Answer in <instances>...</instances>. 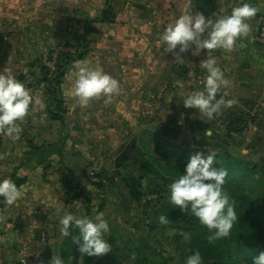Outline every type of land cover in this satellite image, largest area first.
Segmentation results:
<instances>
[{
  "label": "rangeland",
  "instance_id": "obj_1",
  "mask_svg": "<svg viewBox=\"0 0 264 264\" xmlns=\"http://www.w3.org/2000/svg\"><path fill=\"white\" fill-rule=\"evenodd\" d=\"M152 36L148 46L141 40L132 43L133 50L122 57L126 69L105 71L121 86L110 103L100 98L81 106L65 87L73 66L62 79L56 76L64 56L83 55L86 41L37 49L34 45L30 53L22 30L24 51L16 77L41 95L46 109L30 111L18 141L0 133V178L15 173L32 180L33 192L38 188L33 196L40 200L33 207L0 201V216L7 218L0 222V264H50L57 255L71 264L72 236L78 230L62 235L59 219L66 212L102 216L110 227L105 239L112 250L92 259L85 255L83 261L79 253L77 264H185L192 255L191 231L170 221L171 215L166 224L159 217L165 216L170 204L168 186L196 152L207 157L221 150L254 165L252 170L227 171L225 183L245 170L258 181L255 190L264 197V67L259 70L252 58L237 61L238 57L228 56L222 64L216 61L230 82L217 99L224 96L235 104L209 120L196 109L185 108L182 101L203 90L206 70L176 69L174 51L166 52L160 38ZM66 49L74 53H64ZM54 100L63 103V123L55 119ZM212 146H218L216 152Z\"/></svg>",
  "mask_w": 264,
  "mask_h": 264
},
{
  "label": "clouds",
  "instance_id": "obj_2",
  "mask_svg": "<svg viewBox=\"0 0 264 264\" xmlns=\"http://www.w3.org/2000/svg\"><path fill=\"white\" fill-rule=\"evenodd\" d=\"M258 12L250 3H238L232 6L230 13L214 14L215 20L206 18L202 13L186 11L174 22L169 23L160 34V41L166 52L179 47L184 53L194 46V53L207 50V58L200 62L206 70L203 90L194 91L182 98L185 108H194L209 120L219 115L224 108H231L234 100L225 99L217 94L229 86V80L217 65L212 52L217 49L231 51L238 38L246 37L251 31L248 21ZM199 50V51H197ZM120 83L101 68L90 66L87 61H77L71 71L70 95L81 106H87L94 99L104 98L110 103L112 97L120 93ZM39 109L44 112L46 103L38 93L30 91L20 82L10 69L0 71V133L13 142L18 141L23 132L21 123L30 111ZM214 156H204L196 152L189 159L182 174L172 180L169 188V202L185 212L189 207L191 214L198 218L212 234L209 242L228 237L237 220L229 196L223 191L226 170L213 167ZM23 196L22 190L9 178H0V198L11 206ZM7 218L0 216V222ZM161 224L168 218L159 217ZM64 237L72 235L70 229L78 230L72 236L73 244L78 245L81 261L85 255L100 257L112 250V245L105 239L109 233L108 222L102 216L90 218L66 212L59 219ZM50 264H64L62 256L52 257ZM185 264H203L200 253L188 256ZM253 264H264V250L253 258Z\"/></svg>",
  "mask_w": 264,
  "mask_h": 264
},
{
  "label": "crops",
  "instance_id": "obj_3",
  "mask_svg": "<svg viewBox=\"0 0 264 264\" xmlns=\"http://www.w3.org/2000/svg\"><path fill=\"white\" fill-rule=\"evenodd\" d=\"M244 2L258 8L257 14L248 21L250 33L238 38L231 51L217 49L212 55L216 61H222L220 64L228 56L238 57L237 61L252 58L262 70L264 49L253 38L256 19L264 15V0H0V70L10 69L15 76L20 71L21 62L18 59L24 51L21 48L22 30L28 36L25 40L30 42L27 52H34V45L37 49L60 42L77 43L82 39L86 41L83 46L85 56L80 61H87L90 66L101 68L104 72L118 71L119 67L126 69L122 57L133 50L132 43L141 40L144 45H150L151 35L152 38H160L165 27L182 13L192 10L193 14L199 12L215 20L214 14L218 15L221 11L230 13L233 5ZM108 6L113 11L110 20L102 16ZM159 24H162L161 28ZM143 26L146 30L142 29ZM173 53L176 69L204 71L200 62L207 58V50L195 54L193 46L180 53L178 47ZM117 58H120V65ZM220 64L218 66L222 69ZM65 87L70 93L71 81L66 82ZM27 182L28 185H25ZM26 183L20 187L23 196L17 202L28 203L32 207L33 204L38 205L39 196H33L38 188L33 192V181L27 180Z\"/></svg>",
  "mask_w": 264,
  "mask_h": 264
},
{
  "label": "trees",
  "instance_id": "obj_4",
  "mask_svg": "<svg viewBox=\"0 0 264 264\" xmlns=\"http://www.w3.org/2000/svg\"><path fill=\"white\" fill-rule=\"evenodd\" d=\"M111 12V7L108 6L102 16L110 20L112 17ZM82 56L81 53L77 54L76 57L64 56L65 63L58 66L56 79H62L65 73ZM57 84L60 85V82L57 81ZM51 96L55 97L54 90H52ZM54 101L55 110L58 112L55 119L63 123L65 120L63 117L64 111L62 110L63 103L60 100ZM217 147L212 146L211 148L216 152ZM35 151L33 147L32 152ZM213 156V165L226 171L238 172L243 167H251V170L256 168L250 163L229 156L225 151L219 150ZM243 171L244 174L240 172L234 175L235 180L232 183L229 182L230 184L225 183L223 185L224 191L227 190L226 193L237 215V220L234 222L228 237L210 243L209 236L212 233L199 223L198 218L191 214L190 207L185 212H182L171 203L165 207V216L171 215L169 217L170 221H175L180 225L184 224L186 229L191 231V239L188 244L190 253L193 254L198 251L203 258V264H240L241 261L245 264H253V258L264 250V197L259 190H255L258 181L250 179L248 173L245 170ZM9 179L19 188L26 183V178H22L15 173ZM1 200L3 198H0ZM75 235H78V231L74 233ZM78 256V245H75L74 257L70 263L77 264ZM93 257L88 256V259Z\"/></svg>",
  "mask_w": 264,
  "mask_h": 264
},
{
  "label": "built area",
  "instance_id": "obj_5",
  "mask_svg": "<svg viewBox=\"0 0 264 264\" xmlns=\"http://www.w3.org/2000/svg\"><path fill=\"white\" fill-rule=\"evenodd\" d=\"M256 33L254 36V42L261 46L264 49V15L258 16L256 19ZM69 50V51H67ZM72 50V49H71ZM70 49L63 50L65 52L74 53V51H71Z\"/></svg>",
  "mask_w": 264,
  "mask_h": 264
}]
</instances>
